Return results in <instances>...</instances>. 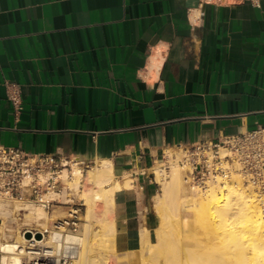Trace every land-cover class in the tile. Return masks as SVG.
<instances>
[{
	"label": "crops",
	"instance_id": "0c3cea01",
	"mask_svg": "<svg viewBox=\"0 0 264 264\" xmlns=\"http://www.w3.org/2000/svg\"><path fill=\"white\" fill-rule=\"evenodd\" d=\"M256 128L264 0H0V146L68 158L80 193L97 189L90 170L109 169L122 189L94 211L113 222L116 253L158 226V165Z\"/></svg>",
	"mask_w": 264,
	"mask_h": 264
},
{
	"label": "bare ground",
	"instance_id": "6f19581e",
	"mask_svg": "<svg viewBox=\"0 0 264 264\" xmlns=\"http://www.w3.org/2000/svg\"><path fill=\"white\" fill-rule=\"evenodd\" d=\"M183 155L180 150L169 168L161 164L154 169L161 188V194L154 196L159 224L153 237L147 228L142 229L137 249L116 253L113 222L104 215L95 216L96 204L102 203L107 213L113 206V193L122 189L111 171L101 167L88 173V182L97 187L90 193L79 191L83 177L79 170L65 177L69 190L86 206L83 223L74 233L51 231L42 240L26 239L7 225L8 221L19 222L17 212L28 211L25 221L32 223L31 227H41L40 232H49V221L65 213H48L19 201L0 200V264H24L30 254L26 251L29 242L50 246L57 253L60 240L74 245L67 248L71 258L68 264H111V255L119 258L115 264H264V209L256 186L233 165L229 174L207 179L205 187H191L190 195L187 190L188 196L181 197V172L191 169L180 164ZM58 228L65 230L64 226Z\"/></svg>",
	"mask_w": 264,
	"mask_h": 264
},
{
	"label": "built area",
	"instance_id": "2783aa9c",
	"mask_svg": "<svg viewBox=\"0 0 264 264\" xmlns=\"http://www.w3.org/2000/svg\"><path fill=\"white\" fill-rule=\"evenodd\" d=\"M261 1L201 0L202 4L236 6L248 3L256 8L260 7ZM183 153L180 164L191 166L187 171V180L192 187H202L207 179L229 174L232 166L236 165L245 180L256 186L264 209V128L224 136L216 141L200 142L189 149H183ZM76 170L83 173V169L68 158L31 155L17 148L0 146V200L31 204L44 212H50L54 207L69 206L68 216L52 222L51 228L64 235L67 232L74 233L82 222L84 206L81 198L69 190L65 177L69 178ZM61 226L65 230L58 228ZM30 228V231L27 227L20 228L23 236L31 234L29 240L34 239L36 234L41 235L40 240L44 235L47 236L46 231L40 232L41 227ZM29 243L33 245H26V251L30 254L24 264H68L71 258L67 248L74 247L63 241L55 253L50 246Z\"/></svg>",
	"mask_w": 264,
	"mask_h": 264
},
{
	"label": "rangeland",
	"instance_id": "374dc122",
	"mask_svg": "<svg viewBox=\"0 0 264 264\" xmlns=\"http://www.w3.org/2000/svg\"><path fill=\"white\" fill-rule=\"evenodd\" d=\"M181 157H182V156H181ZM182 158H183V157H182ZM170 161H172V158H171V157L169 158V162H168V164L166 165L168 168H169V164L171 163ZM168 168H166V171H167V170L169 171ZM187 171H188V170H183V171L181 172V178H182V181H183V179H184L183 184H182V189L180 190L181 192H179V194L181 195V197H182V196H183V197H186V196H188V194L190 195V193H191V192H189V191H191V187H192V186H191V184L188 183V180H187ZM183 177H184V178H183ZM207 182H209V180H207L206 183H207ZM206 183H205L202 187H200V186H198V187L203 188V187L206 186ZM220 184H221V183H220ZM194 187H197V186H194ZM160 189H161V188H160V185H159L158 195L161 194V190H160ZM187 190H188V191H187ZM183 191H184V192H183ZM186 191L188 192V194H187ZM185 192H186V193H185ZM186 194H187V195H186ZM184 195H186V196H184ZM28 205H30L32 208H34L33 205H31V204H28ZM54 210H60V209L54 208V209L51 210L50 212H52V211H54ZM22 211L25 212L24 210H22ZM22 211H21V212H22ZM50 212H48V213H50ZM64 213H65V215H64L63 217L57 219V220L64 219V218H66V217L68 216V211H65ZM16 215H17V218L20 219L21 216H19V212H17ZM156 218H157V221H158V224H159V219H158L157 216H156ZM0 219H1V216H0ZM5 221H8V220H5ZM54 221H56V219H53L52 221H49V223H48V226H49V232H47V236L49 235V233H50L51 231H53V229L51 228V223L54 222ZM81 223H83V221H82ZM7 225L10 226L11 228H13L14 230L17 229V231H18L19 234H21V235H22V232L20 231V228H21V227H27V229H31L29 225H28V226H24V225L20 224V222H14V221L9 222V221H8V224H7ZM32 228H34V227H32ZM153 233H154V231L150 232V236L153 237ZM22 236H23V235H22ZM23 237H24V236H23ZM61 242H63V240H60V241H59V245H60V246H61V244H60ZM52 249L54 250V248H52ZM110 259H111V264H115V262H117L119 258H118L117 256H115V255H111V256H110ZM24 260H26V259H24Z\"/></svg>",
	"mask_w": 264,
	"mask_h": 264
},
{
	"label": "water",
	"instance_id": "95a60500",
	"mask_svg": "<svg viewBox=\"0 0 264 264\" xmlns=\"http://www.w3.org/2000/svg\"><path fill=\"white\" fill-rule=\"evenodd\" d=\"M25 238L26 239H30L31 238V234L30 233H26L25 234ZM35 239H37V240L41 239V235L40 234H36L35 235Z\"/></svg>",
	"mask_w": 264,
	"mask_h": 264
}]
</instances>
